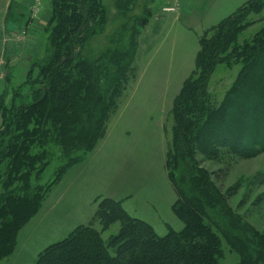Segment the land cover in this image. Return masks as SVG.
<instances>
[{
	"label": "trees",
	"instance_id": "1",
	"mask_svg": "<svg viewBox=\"0 0 264 264\" xmlns=\"http://www.w3.org/2000/svg\"><path fill=\"white\" fill-rule=\"evenodd\" d=\"M51 8L46 56L34 59L12 104L7 91L0 96V264L14 253L20 231L55 185L104 138L133 79L135 50L120 57L106 53L96 62L81 59L87 40L107 21L101 0H51ZM263 9L264 0H250L200 37L195 70L175 99L174 148L166 167L178 194L173 209L184 228L161 236L120 201L98 198L90 224L46 247L34 264H222L223 239L238 253L237 264H264V234L235 212L230 194L194 157L264 153V32L238 44L250 14ZM151 16L149 10L140 19L141 30ZM225 57L242 68L217 107L207 101L208 83ZM49 144L60 147L69 161L44 188L40 178L52 161ZM72 151L82 154L74 158ZM97 221L101 230L94 227ZM116 222L120 230L106 243L102 233Z\"/></svg>",
	"mask_w": 264,
	"mask_h": 264
},
{
	"label": "rangeland",
	"instance_id": "2",
	"mask_svg": "<svg viewBox=\"0 0 264 264\" xmlns=\"http://www.w3.org/2000/svg\"><path fill=\"white\" fill-rule=\"evenodd\" d=\"M101 1L107 21L103 29L99 28L87 40L81 59L96 62L106 53L116 52L120 57L124 52L135 50L137 55L129 71L133 79L119 100L104 138L55 185L49 194L51 203L43 204L26 223L20 231L16 250L2 264H34L46 247L68 237L80 223L90 224L88 219L81 220L79 211L73 218L76 220L66 216L58 224L55 211H51L60 197L69 201L74 181L89 180L92 184L87 187L97 198L133 195L130 202L135 207L150 210L157 218L156 230L161 236L172 229L181 231L185 226L172 206L178 196L166 167L169 150L174 148V96L180 93L182 81L195 70L200 37L236 12L246 0H136L132 3L126 0L119 5L118 0ZM23 4L11 3L8 15L0 19L1 40L5 43L0 50V96L7 91L9 105L15 89L26 83L34 59L44 58L49 46L51 0ZM148 6L154 15L141 30L140 19L148 15ZM247 21L249 28L239 35V45L251 42L264 32V9L259 14L251 13ZM5 47L6 53L2 54ZM227 60L225 57L217 65L208 83L207 101L217 107L225 100L242 68V63H236L235 58H231L232 63ZM3 73H10L11 80L3 78ZM47 147L52 161L40 178L44 188L57 179L59 170L69 161L57 145ZM81 154L71 152L74 158ZM219 155L218 159L201 153L194 157L199 167L213 173L219 187L230 194L229 202L235 212L264 234V153L243 159L232 154ZM94 198L80 208H92ZM94 227L102 228L98 221ZM120 227L116 222L102 233L106 243ZM223 247L222 264H237L240 257L232 252L225 239Z\"/></svg>",
	"mask_w": 264,
	"mask_h": 264
},
{
	"label": "crops",
	"instance_id": "3",
	"mask_svg": "<svg viewBox=\"0 0 264 264\" xmlns=\"http://www.w3.org/2000/svg\"><path fill=\"white\" fill-rule=\"evenodd\" d=\"M25 1L29 3V1H31V0H0V19H5V17L8 15V12H9V8H10L11 3H14L15 2V3L23 4V3H25ZM248 1H250V0H246L245 3L248 2ZM138 2H139V0H138ZM163 8H165V10L166 9H169V8H171L172 10H174V8H172V7H163ZM28 10H29V8H27V11ZM149 10L152 12V10H151L150 7H149ZM153 15H154V13L152 12L151 18L153 17ZM149 23H150V21H149ZM149 23L144 28H146L149 25ZM4 25L6 26L5 23H4ZM1 31L2 30H0V50H1V44L5 45V43L3 42V40H1ZM9 31L11 33H13L14 30H11L9 28ZM3 53L4 54L6 53V47H5V50L3 49L2 54ZM1 64L2 65L4 64V59L1 60ZM7 75H8L7 73H3V75H1V76L3 78H6ZM184 82H185V79L182 81V85H181L179 91L182 89V87L184 85ZM176 96L177 95H175L174 97L176 98ZM175 98H174V100H175ZM170 182H171V180H170ZM88 184L91 185L92 183L89 180L74 181L72 183V185L70 186L71 193L68 195L69 196V201L68 202H65L64 199L62 197H60V199L53 206H51V211H55V215L58 218V224H61L62 223V220L66 216L70 220H72L73 218L77 217V212L78 211L80 212V215L79 216H80V218H82L81 219L82 221H85L86 219H88L91 222L93 220V218H94V216L96 214V211L98 209V205H99V202H97L96 200L98 198H102V199L103 198H106V196H104V197L99 196L98 198L95 197V195H93V192L92 191H89V189L87 187V186H89ZM171 184L173 185L172 182H171ZM81 188H83V194L81 193ZM174 189H175V187H174ZM175 191H176V189H175ZM49 196L47 198L48 200L46 199V201L44 202V205H45V203H51V202H48L49 199H50ZM177 196H178V194H177ZM78 198H79V200H77ZM93 198H94V203H93V207L92 208L90 207L89 210L88 209H81L80 208L82 206V204L91 202V200H93ZM108 198H112L114 200L120 201L122 203L124 209L128 212V214H130L134 218L142 219V220L148 222L150 225L153 226V228L157 232V230H156V223H155V222H157V218L154 215L151 214V211L150 210H145V209H141V208L138 209L137 207H135V205L130 202L133 199V195L129 194V195H126V197L118 198V197H116V194H113L110 197L108 196ZM177 199H178V197H177ZM176 200L174 201V203L176 202ZM149 208H150V206H149ZM73 220H76V219H73ZM166 224H168V223H166ZM79 225H86V224L80 223ZM168 226L170 227V224H168Z\"/></svg>",
	"mask_w": 264,
	"mask_h": 264
},
{
	"label": "built area",
	"instance_id": "4",
	"mask_svg": "<svg viewBox=\"0 0 264 264\" xmlns=\"http://www.w3.org/2000/svg\"><path fill=\"white\" fill-rule=\"evenodd\" d=\"M166 10H172L171 8H169V9H166Z\"/></svg>",
	"mask_w": 264,
	"mask_h": 264
}]
</instances>
